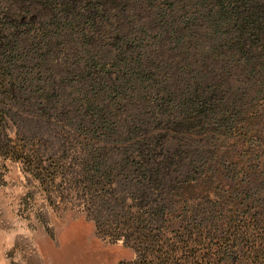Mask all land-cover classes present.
I'll use <instances>...</instances> for the list:
<instances>
[{"label": "trees", "instance_id": "16d2710c", "mask_svg": "<svg viewBox=\"0 0 264 264\" xmlns=\"http://www.w3.org/2000/svg\"><path fill=\"white\" fill-rule=\"evenodd\" d=\"M5 138L30 168H136L149 213L215 230L205 264H264V0H0Z\"/></svg>", "mask_w": 264, "mask_h": 264}, {"label": "rangeland", "instance_id": "374dc122", "mask_svg": "<svg viewBox=\"0 0 264 264\" xmlns=\"http://www.w3.org/2000/svg\"><path fill=\"white\" fill-rule=\"evenodd\" d=\"M8 132L20 145L16 132ZM1 142L0 264L218 260L208 251L217 243L215 230H197L201 221L185 220L186 206L170 215L142 207L133 189L136 168H30L4 154L2 146L13 141Z\"/></svg>", "mask_w": 264, "mask_h": 264}]
</instances>
